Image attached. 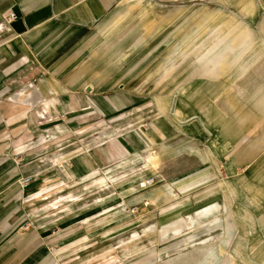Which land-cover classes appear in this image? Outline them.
<instances>
[{"label": "rangeland", "instance_id": "rangeland-1", "mask_svg": "<svg viewBox=\"0 0 264 264\" xmlns=\"http://www.w3.org/2000/svg\"><path fill=\"white\" fill-rule=\"evenodd\" d=\"M234 1L121 0L122 6L113 25L102 24L92 38L81 75L96 82L100 90L113 91L122 87L123 96L130 100V105L115 111L106 124L97 120L99 124L89 134L79 135L80 161L86 163L89 158L95 170L109 169L113 180L123 182L128 179L123 174L134 170L137 161H142L139 156L148 160V154L153 151L156 154L150 163L159 165V175L147 177L154 182L145 186V193L155 186L157 190H166L168 185L175 191L172 189L169 198L153 203L142 197L140 188L134 184L129 191L116 185L111 188L110 201L101 206L95 200L96 190H79L83 192L84 202L75 206L74 213L42 226L63 229L55 251L62 264H77L79 258L86 256L90 258L88 264H108L113 257L119 258L118 264H127L129 260L149 264L152 257L164 264L177 257L180 250L186 253L208 234L214 238L226 234V221L232 228L228 234L235 235L232 250L230 242L223 248L226 264H235L231 261V254L235 252H238L236 264H243L241 261L253 264L264 259V107L260 113L252 114L255 109L253 94L233 103V98L238 97L229 89L238 78H233L230 72L226 74L224 68L196 73L188 68L189 63L195 61L198 50L205 47L199 41L207 38L210 32V23L215 19L212 17L218 13L215 12L218 9L213 8L221 6L229 13L235 11L241 19H249L254 13L248 9L243 11L242 0ZM244 3L264 8V0ZM204 5H209V12L201 11ZM258 12L255 23L259 24L264 20V12ZM253 32L259 37L256 29ZM184 35L190 38L188 43L181 39ZM142 63L140 69L134 70ZM227 91L231 93L229 99L225 96ZM199 97L205 100L203 125L213 132V136L204 140L188 136L180 123L190 114L188 102L194 104ZM175 99L180 103L179 116H172L170 112ZM153 129L155 134L159 130V140L154 145L148 140ZM128 132L140 139V148L156 146L160 151L140 149L138 153L136 147L127 153L121 143H126L123 135ZM201 174H207L211 180L200 186L198 182L203 178L192 185H180ZM80 177H84L83 174ZM63 181H68L66 175ZM208 187H214L215 191L206 192ZM216 197H220L221 204L217 207L223 210L221 214L225 219L209 227L206 224L210 222L201 219L188 222V227L186 221H181L202 211L199 208L206 205L205 202L200 204L202 201ZM44 207L45 203H38L34 208L40 219L45 215ZM162 221L183 224V232L162 239L155 233H142L144 228L158 226ZM104 229L111 230L110 241L101 238ZM135 231L141 233V242L137 252L127 259L128 248L123 240H130L129 235ZM192 231L194 233H190ZM90 232L95 234L94 240L85 246ZM110 245L116 251L107 252ZM92 246V253H89L87 248Z\"/></svg>", "mask_w": 264, "mask_h": 264}, {"label": "crops", "instance_id": "crops-1", "mask_svg": "<svg viewBox=\"0 0 264 264\" xmlns=\"http://www.w3.org/2000/svg\"><path fill=\"white\" fill-rule=\"evenodd\" d=\"M246 1L242 0L243 11L254 12L249 19H241L235 11L229 13L221 6L213 8L218 9L215 10L218 13L212 17L215 19L210 23V32L207 38L202 37L200 39L203 40L199 41L205 47L198 50L195 61L189 63L188 68L192 73L224 68L226 74L230 72L233 78H238L229 89L238 97H232L233 103L253 94L255 109L252 114H258L264 107V20L259 24L255 20L258 10L264 12V8L247 5ZM120 2L0 0V264H62L60 257L56 256V242L63 229L42 226L74 213L75 206L84 202L81 190H96V203L102 206L110 201L113 186L122 185L127 188L126 191L132 188L128 179L122 182L108 178L113 174L111 170H95L89 158L86 163L79 159V135L89 134L99 124L97 120L106 124L115 111L130 105V100L123 96L122 87L113 91L100 90L96 82L88 81L85 75H81L92 38L102 24L113 25V19L122 6ZM208 9L209 5H204L201 11L209 12ZM253 29L259 37L255 36ZM181 39L188 43L190 38L184 35ZM230 94L228 92L225 96L229 99ZM188 106L190 114L180 122L184 132L202 140L213 136L212 130L203 125L206 118L202 113L204 98L199 97L194 104L190 101ZM170 112L172 116L180 114V103L176 99ZM155 131L153 129L151 137L147 136L152 145L159 140V130L156 134ZM123 140L126 143L122 142L121 147L127 153L130 148L136 147L139 148L138 153L140 149L160 151V147L156 146L140 148L141 141L132 132L124 134ZM154 154L153 151L149 153L153 160ZM152 166V172L159 175V165L153 163ZM91 170L94 171L86 175ZM81 174L84 177L81 178ZM64 175L68 180L66 183ZM206 175H194L180 185H192L198 178H203L198 186L205 185L211 180ZM101 178H108V185L101 184ZM172 189L168 185L166 190L154 188L140 195L158 202L169 198ZM207 189L206 192L214 190V187ZM224 189V186L220 188ZM75 190L78 193H74ZM187 199L191 203V197ZM204 202L205 206L221 204L220 197L206 199L200 204ZM38 203H45V215L41 219L34 211ZM212 208L210 206L209 209ZM222 216L212 212L201 216L192 213L181 221L210 219V223L206 224L209 227L225 219ZM177 225L162 221L158 226L154 225L155 228H144L142 233H155L158 239L167 238L171 235V228ZM134 233L129 235L130 240H123L124 246L129 249L125 248L127 259L137 252V245L141 242V233ZM228 233L227 230L226 234L221 233L205 249L198 250V247L192 246L186 253L180 250L177 257L164 264H226L223 248L230 242L232 250L235 238L233 233ZM94 237L95 234L88 233L85 246ZM111 237V230L104 229L101 238L110 241ZM262 245L264 252V241ZM93 248H87L88 252L92 253ZM113 251L116 248L110 245L107 252ZM236 253L231 254V261L235 264ZM263 260L250 262L264 264ZM89 261L86 256L79 258L77 264H88ZM119 262V258L113 257L108 264ZM241 263L247 264L248 261ZM127 264H140V261L129 260ZM149 264L163 263L152 257Z\"/></svg>", "mask_w": 264, "mask_h": 264}, {"label": "bare ground", "instance_id": "bare-ground-1", "mask_svg": "<svg viewBox=\"0 0 264 264\" xmlns=\"http://www.w3.org/2000/svg\"><path fill=\"white\" fill-rule=\"evenodd\" d=\"M262 23H264V22H262ZM260 29V28H259ZM262 30V29H261ZM261 30H260V32H261ZM264 32H262V34H263ZM148 160H144V157H140V159L139 160H141L142 159V161H137V167L134 169V170H132V171H130V172H125L123 175H126L127 177H128V179H129V181H131L132 182V184H134V185H136L137 187H139L140 189H138V191H139V194L140 193H142V192H145V191H147V185H150L151 183H149V181H150V179H147V177L148 176H152V174H155V173H153L152 172V169L154 168V166H152L151 165V163H150V160H151V156L148 154ZM110 177H108V178H113V174H111V175H109ZM108 178L106 179H103V178H101V180H100V183L101 184H107V180H108ZM154 178V177H153ZM151 182H154L153 180H151ZM108 185V184H107ZM146 186V187H145ZM153 187V186H152ZM156 187V186H155ZM155 187H153V189L155 188ZM142 189H144L143 191H141ZM156 189V188H155ZM157 190V189H156ZM160 191V190H159ZM161 192V191H160ZM164 194V193H163ZM147 196V195H146ZM116 201V200H115ZM151 202H153V203H156L157 201H155V200H150ZM210 205V204H209ZM208 205V207L207 206H202L201 208H199V209H203L202 211H199V212H196L197 214H198V216H201V215H205V214H208L209 212H212V213H215V214H220V213H222V209H218V205H215V204H211L210 206H212L213 208L212 209H209L210 208V206ZM216 208V209H215ZM187 216V215H186ZM194 219L193 218H190L189 219V221H186V226L188 227V222H191V223H194ZM210 221V219H203V222H209ZM227 223V231L230 233V231H231V227H230V224H229V222H226ZM190 225V224H189ZM152 227H154L155 228V226H149V227H147V228H152ZM184 229V225L183 224H179V225H177V226H175V227H172L171 228V234H181V232H182V230ZM168 230V229H167ZM232 232V231H231ZM166 234V236H167V232L165 233ZM178 236V235H177ZM206 239L205 240H203V241H201V242H199L198 244H196V245H194V246H196V247H198V250L200 249H205L206 247H208V245H211V244H213L214 242H215V240L217 239V238H214V237H212V235L211 234H208V235H206V237H205Z\"/></svg>", "mask_w": 264, "mask_h": 264}, {"label": "built area", "instance_id": "built-area-1", "mask_svg": "<svg viewBox=\"0 0 264 264\" xmlns=\"http://www.w3.org/2000/svg\"><path fill=\"white\" fill-rule=\"evenodd\" d=\"M149 183H152L151 181H149Z\"/></svg>", "mask_w": 264, "mask_h": 264}]
</instances>
